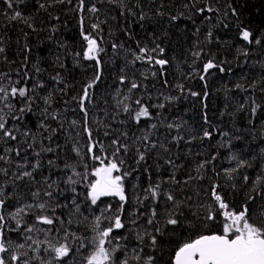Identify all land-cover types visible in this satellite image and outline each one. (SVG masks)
Wrapping results in <instances>:
<instances>
[{
	"label": "snow or ice",
	"instance_id": "6c2138e0",
	"mask_svg": "<svg viewBox=\"0 0 264 264\" xmlns=\"http://www.w3.org/2000/svg\"><path fill=\"white\" fill-rule=\"evenodd\" d=\"M24 2L3 0L7 8L0 11L4 17L0 24L43 30L37 29L35 17L20 10ZM37 3L50 21L60 22V16L48 13L56 5L70 7L77 14L86 42L82 59L93 62L88 65L92 74L79 90L72 87L76 94L64 100L62 109H54L56 93L64 97L69 89L60 72L50 77L56 87L49 90L41 68L38 64L30 67L27 54L19 67L0 71V264H264V146L234 150V140L242 137L214 126L206 103L209 78L233 71L232 61L210 46L221 45L220 51L225 52L234 49L237 67L260 70L251 78L242 73V82L234 85L247 93L236 111L247 108L249 124L255 127L264 115V30L253 31L242 21L232 0ZM104 3L112 6L109 13L114 8L120 19L131 20L135 26L126 22L120 29L125 40L112 30L109 39L102 35L101 25L108 20L100 19L97 5ZM181 20L195 26L188 53L190 70L182 73V81L170 84L171 60L162 37H167L168 28L179 27ZM87 21L92 22L86 32ZM198 21L205 26L203 39ZM135 28L142 36L137 37ZM233 28L236 42L221 40L218 33ZM49 30L54 35L57 25L50 24ZM4 43L0 36V61L14 64L8 60ZM106 43L112 49L108 61ZM21 51L30 53L31 48L25 43ZM71 55L81 66V53ZM121 59L123 63L117 65ZM109 63L115 88L109 93L110 106L104 99L101 118L97 91ZM65 67L60 63V68ZM150 79L151 85L144 83ZM193 79L202 82L201 91L185 87L183 81ZM190 97L202 108L199 130L164 112ZM38 110L39 140L27 126L28 117ZM161 128L166 132L161 133ZM217 134V147L227 150L229 167H215L218 151L204 156L197 150L195 155L204 158L190 168L177 162L181 156L193 155L194 142L204 146L205 140L212 141ZM253 167L259 170L254 177L247 174ZM182 169L187 175L179 179ZM141 174L147 177L146 187L139 183ZM129 180L137 181L131 185V196L126 189ZM108 197L118 198L119 206L114 209L105 204L103 198ZM125 205H133L127 215Z\"/></svg>",
	"mask_w": 264,
	"mask_h": 264
},
{
	"label": "trees",
	"instance_id": "16d2710c",
	"mask_svg": "<svg viewBox=\"0 0 264 264\" xmlns=\"http://www.w3.org/2000/svg\"><path fill=\"white\" fill-rule=\"evenodd\" d=\"M39 2H46V0H39ZM167 2V0H166ZM223 2V0H222ZM159 3V0H157ZM173 3H177V0H173ZM233 6L241 13L240 19L247 23V25L253 30H264V0H232ZM87 4V0H86ZM101 8L100 19H107L108 22L102 24L103 28L102 35H105L106 40L109 39L107 36L110 30L114 31L116 36L120 40H125V36L120 29L124 27L127 22L130 26L135 27L131 24V20L124 21L118 17V12L113 8L109 13L107 10L112 8L111 5L104 3L103 5L98 4ZM171 8V6H169ZM7 6L0 0V11L6 10ZM148 5H145V10L147 11ZM20 10L26 15L35 17V22L37 32H33L19 24H11L5 27L4 24H0V36L4 38V47L6 48V54L9 61H14V64H9L7 62L0 61V71L6 72L11 68L20 66L23 57L27 54L29 60V66L37 65L41 68L40 76L48 85L49 90L56 87L54 81L50 79L51 76H55L57 72H60L66 82L69 83L68 95L61 97L59 92L56 93L57 103H54V109H62L64 107V100L69 99L72 95L76 93L71 89L75 87L79 90V86L83 84L88 77L92 74V69L88 67L89 64L93 63L90 61H85L82 59L83 49L86 47V42L82 39L80 35V26L78 22V16L74 11L70 10V7L65 5H56L55 9L52 7L48 8V13L52 16H60V22L55 20H49L48 14L38 7L37 0H25L24 4L20 6ZM112 16H117L116 20L111 19ZM4 17L0 14V21H3ZM92 21H87L85 24V31H89L88 25ZM6 23V22H5ZM50 24H56L58 31L53 35L50 29ZM179 27L168 28L167 37H162L163 46L166 48V55L171 60L168 66V80L170 84H175L183 80L182 73L189 72V64L191 63V57L188 55L189 50L192 47L195 37L192 35L194 31V25L188 20H181L179 22ZM186 26V27H185ZM201 28V39H203V32L205 31V26L200 25L199 21L197 25ZM167 27V25H165ZM151 28V26H150ZM137 37L142 36L139 28H135ZM24 32H27V37L24 36ZM219 36L221 40L229 41L230 43H235V28L232 31H220ZM51 37V39H49ZM25 43L31 48L30 53H25L21 51ZM129 45L134 47L131 41L128 42ZM105 47L108 49V55L105 56V60L108 61L111 57L112 49L110 43H106ZM213 51H219V54L227 59L231 60L233 63V71L228 74H215L209 78L208 81V91L210 93L206 103H207V113L212 124L222 131H227L233 135V137L239 136L241 139L234 140V150L240 151L250 146L255 148L257 144L264 146V115L258 118L255 127L253 128L248 121V109L245 108L243 112L236 111L239 103H243L247 96L240 90L234 88L236 83L242 82V73L247 77L251 78L259 73L258 68H251L250 66L237 67L235 60H233V50L227 52L220 51L221 45L213 43L211 46ZM80 52V65L77 66L73 60L72 53ZM59 56V60L57 57ZM187 61V63H186ZM60 63L66 65L65 68H60ZM123 61L117 60L116 64L120 65ZM113 65L109 63L108 70L105 73L104 83L100 86L97 91V97L100 101L99 109L97 110V116L103 117L104 99H108L109 106L111 104L112 97L109 93L115 88L114 75L112 71ZM139 75V73H137ZM144 83L151 85L153 81L147 80ZM186 88H192L196 91L202 90V82L199 79L185 80L183 81ZM62 86V85H61ZM159 84L156 88L159 89ZM173 95L177 94L172 91ZM155 95V92H154ZM155 103V100L152 101ZM75 106L74 104L72 105ZM43 105L41 104V108ZM155 113V109L152 110ZM168 118H174L176 116L181 117L187 122V125H191L193 129L199 130L203 121L201 119L202 108L198 100L189 98L188 100H182L178 104L170 105L164 110ZM223 113V115H222ZM40 115L39 110L31 114L27 119V126L31 131L36 133L37 140L40 139L38 131V117ZM69 119L73 117L72 113H69ZM52 127H56L55 122H50ZM144 123V121H142ZM67 127V125H66ZM135 131V128H132ZM161 133H165L166 129L161 128ZM163 139V136H161ZM220 139L219 134L213 137L212 141H204V146L200 145L199 141L194 142L193 155L191 157L185 158L181 156V159L177 161L178 163H185L189 168L193 166L194 161L201 160L204 156H207L212 152H219L217 161L215 162V167L217 169H223L229 167L227 160L228 152L224 148L217 147V141ZM60 142L63 143V136L60 138ZM183 148L184 145L182 144ZM200 151L204 156L195 155L196 151ZM175 152L176 150L173 149ZM245 154H247L245 152ZM152 163V161H149ZM259 170L255 167L248 169L247 174L250 176H255ZM162 175H167V172H162ZM187 175L185 170H181L177 173V178L183 179ZM153 179H156L155 172L153 173ZM221 182L222 178H221ZM137 183V181L129 180L126 183V189L128 194L131 196L132 188L131 185ZM139 183L143 186H147V177L143 174L140 175ZM83 191V189H81ZM104 203H110L115 209L119 206V200L116 197L103 198ZM133 210V205H125V215L131 213ZM122 231V230H121ZM168 238H165V250L168 251ZM134 242V241H133ZM165 259H168L166 256ZM70 264H73L70 262Z\"/></svg>",
	"mask_w": 264,
	"mask_h": 264
}]
</instances>
